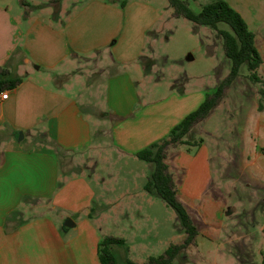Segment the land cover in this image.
<instances>
[{"label":"crops","instance_id":"0c3cea01","mask_svg":"<svg viewBox=\"0 0 264 264\" xmlns=\"http://www.w3.org/2000/svg\"><path fill=\"white\" fill-rule=\"evenodd\" d=\"M4 1L0 0V67L21 81L5 89L8 97L0 100V173L10 192L0 207V264H100L98 244L105 236L122 238L124 245L114 247L115 253L125 252V259L136 262L125 236L100 235L97 224L107 210L151 209L154 193L144 185L153 165L136 153L166 137L213 90L207 88L194 98L187 85L174 83L166 96L149 92L144 84L150 75L140 62L143 47L137 55L122 57L110 46L119 40L115 0H85L73 7L69 0L23 1V7L31 5L36 12H13ZM224 1L254 34L261 58L256 83L264 92V0ZM156 20L152 11L142 29L144 42ZM88 86L91 89L84 92ZM257 90L239 91L258 99ZM250 112L256 113L250 130L254 128L262 141L264 104ZM181 146H170L165 160L177 197L188 213L202 212V219L209 220L217 211L207 192L209 150L203 142L191 151ZM115 159H124L127 170L138 165L142 179L139 186L125 189L121 199L109 197L115 188H100L97 171ZM25 169L31 170L30 179L22 178ZM67 219L72 226L64 224ZM165 249L162 246L159 255Z\"/></svg>","mask_w":264,"mask_h":264},{"label":"rangeland","instance_id":"374dc122","mask_svg":"<svg viewBox=\"0 0 264 264\" xmlns=\"http://www.w3.org/2000/svg\"><path fill=\"white\" fill-rule=\"evenodd\" d=\"M23 1L5 0L4 4L13 12L19 9L37 11L38 8L31 5L23 7ZM82 1L85 0H78V3L69 0V5H82ZM115 1V26L119 40L110 46L115 48L116 54L120 52L122 57L137 55L143 47L145 55L140 62L143 70L150 75L144 84L149 92L166 96L174 90V83L184 84L188 86L190 96L195 98L207 88L213 90L230 72L231 60L225 55L222 39L211 27L195 26L190 20L176 15L167 0ZM183 1L194 12H199L203 5L218 0ZM152 11H156L157 20L144 42L142 29L150 21ZM219 28L225 29L227 26L219 24ZM249 73L247 66L241 65L238 71L240 78L236 83L234 78L233 87L229 89V86L224 91V95H228L227 100L218 104L209 116L194 124L190 133L184 137L191 142L201 140L209 150L211 178L207 192L217 204V211L210 221L202 219V212L189 211L199 231L193 242L177 255L173 264L264 262V131L260 132L261 141L256 137L258 132L253 127L251 131L249 126L255 123L252 117L256 118V113L252 114L250 110L255 107L262 109L264 95L260 93L257 99L254 94H249L246 98V91L244 94L239 91L256 92V88L260 91L261 84L251 81ZM89 79L84 77V81ZM90 89L88 86L83 91ZM240 108L241 113L237 116L235 113ZM181 145L190 151L196 148ZM173 146L175 149L178 144ZM166 157L167 154L165 160ZM125 163L124 159H115L102 163L106 169L99 167L97 170L100 188H115L110 198H120L125 189H132L142 182L139 166L133 164L136 165L135 169L127 170ZM89 180L97 188L96 181ZM107 193L106 190V196ZM151 196L153 202L150 210H107L97 224L100 235L107 233L125 236L129 254L138 264L146 263L148 255L157 257L162 246L165 249L171 244H180L185 237L174 209L166 205L157 194ZM96 208L92 212L95 215L99 213ZM119 252L120 256L114 251L117 264H125L126 253Z\"/></svg>","mask_w":264,"mask_h":264},{"label":"trees","instance_id":"16d2710c","mask_svg":"<svg viewBox=\"0 0 264 264\" xmlns=\"http://www.w3.org/2000/svg\"><path fill=\"white\" fill-rule=\"evenodd\" d=\"M176 15L190 20L195 26H209L222 39L225 55L231 60L232 67L228 75L207 93L199 106L188 113L178 124L173 126L168 135L148 147L138 151L139 159L152 163L153 169L148 175L144 188L148 192L157 194L166 205L177 213L185 237L180 244L169 245L162 254L150 257L144 264H173L177 255L191 244L198 234V229L177 197V188L168 165L165 162L166 150L176 144L199 146L201 140L189 141L184 137L190 133L193 125L207 117L210 111L218 104L233 79L238 76L241 65L245 64L249 70V77L253 82H259L257 68L261 62L260 55L254 44V34L248 30L241 15L230 5L218 0L202 6L199 12H194L183 0H167ZM224 24L227 28H219ZM21 79L0 67V92L13 89ZM261 92V90H260ZM264 95V92H261ZM124 245V240L115 236H105L98 244V258L100 264H117L114 247ZM125 264H138L130 259H125ZM264 264V262H263Z\"/></svg>","mask_w":264,"mask_h":264},{"label":"snow or ice","instance_id":"6c2138e0","mask_svg":"<svg viewBox=\"0 0 264 264\" xmlns=\"http://www.w3.org/2000/svg\"><path fill=\"white\" fill-rule=\"evenodd\" d=\"M32 177V172L30 169H25L22 178L30 179ZM9 190L8 182L2 173H0V207L3 206V203L6 200L5 193Z\"/></svg>","mask_w":264,"mask_h":264},{"label":"built area","instance_id":"2783aa9c","mask_svg":"<svg viewBox=\"0 0 264 264\" xmlns=\"http://www.w3.org/2000/svg\"><path fill=\"white\" fill-rule=\"evenodd\" d=\"M8 97V92L6 90L0 92V100H4Z\"/></svg>","mask_w":264,"mask_h":264},{"label":"water","instance_id":"95a60500","mask_svg":"<svg viewBox=\"0 0 264 264\" xmlns=\"http://www.w3.org/2000/svg\"><path fill=\"white\" fill-rule=\"evenodd\" d=\"M21 137H22V133L20 132L19 133V138H21ZM64 224L66 226H72L73 225V222L70 219H67V220H65Z\"/></svg>","mask_w":264,"mask_h":264},{"label":"clouds","instance_id":"9594fccd","mask_svg":"<svg viewBox=\"0 0 264 264\" xmlns=\"http://www.w3.org/2000/svg\"><path fill=\"white\" fill-rule=\"evenodd\" d=\"M10 195L9 190L5 193V197L7 198Z\"/></svg>","mask_w":264,"mask_h":264}]
</instances>
